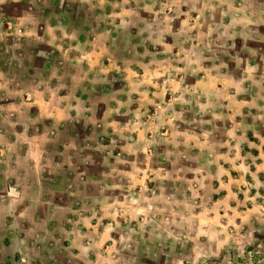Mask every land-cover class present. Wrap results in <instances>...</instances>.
<instances>
[{
	"label": "rangeland",
	"instance_id": "374dc122",
	"mask_svg": "<svg viewBox=\"0 0 264 264\" xmlns=\"http://www.w3.org/2000/svg\"><path fill=\"white\" fill-rule=\"evenodd\" d=\"M80 3L0 0V44L20 43L34 16L39 33L52 19L65 28L63 14L91 16ZM157 10L162 25L184 26L174 33L178 46L170 48L166 29L165 36L150 35V46L160 41L167 51L128 77L125 63L106 58L116 74L103 78L114 100L98 118L101 135L90 137L99 154L84 148L64 157L82 165L79 186L116 198L88 212L93 221L81 229L85 260L68 240L48 246L49 264H264V0H162ZM37 40L30 44L38 65L44 58L60 67L62 57L78 51L76 40L69 48V37L63 54L57 42L50 52ZM7 55L23 62L26 54L4 53L0 60ZM78 57L91 61L84 52ZM74 123L85 124L80 117ZM198 142L214 143L213 151L197 155ZM226 142L238 149L223 160L217 156ZM156 181L165 191L159 196ZM73 229L68 237H77L80 229Z\"/></svg>",
	"mask_w": 264,
	"mask_h": 264
},
{
	"label": "crops",
	"instance_id": "0c3cea01",
	"mask_svg": "<svg viewBox=\"0 0 264 264\" xmlns=\"http://www.w3.org/2000/svg\"><path fill=\"white\" fill-rule=\"evenodd\" d=\"M161 1L81 0L82 11L91 12V16L74 18L71 13L63 14L68 22L65 28L58 29L52 19L44 23L42 33L37 31L38 19L34 16L35 25L25 31L20 43L0 44V54H26L23 62L8 55L6 60L4 56L0 60V148L3 151V156L0 155V263L49 264L48 246L68 240L79 259H86L81 229L93 221L87 214L95 206L106 205L116 197L112 191L109 192L113 195L105 191L92 196V189L86 191L78 185V181L85 180L79 172L82 165L73 160L66 163L64 157L71 158L72 153L84 148L99 154V142L90 137H95L96 132L101 135L98 118L104 116L106 109H111L110 102L114 100V95L107 93L103 78L110 76V71L113 77L116 74L105 63L106 58L125 63L128 77L149 64H158L157 53L167 51L160 41L150 46L147 41L150 35L157 37V33L162 37L166 29L171 38L170 48L178 46L173 40L174 33H181L184 26L176 22L167 27L162 25L164 20L156 15ZM85 21L90 22L89 27ZM66 37H69V48L76 40V56L62 57L66 61L60 67L53 66L50 59L43 58V64L36 63L37 46L31 45V41L38 38L37 41L48 43L46 50L49 48L50 52L57 42L55 49L63 54ZM80 52L91 61L81 60ZM123 83L129 82L125 79ZM23 92L31 93L30 101L24 100ZM77 117L85 124H75ZM90 140L91 145H85ZM213 145L202 146L198 142L196 148L203 152L197 155L213 151ZM220 145L226 151L219 150L217 157L232 159L229 152L238 146L229 142ZM157 187L156 181V195L165 192ZM70 228L80 229L77 237H68L66 230ZM62 230L66 235L62 236Z\"/></svg>",
	"mask_w": 264,
	"mask_h": 264
}]
</instances>
